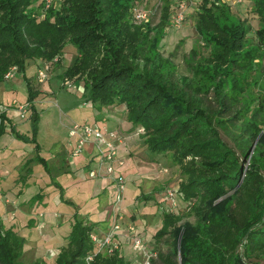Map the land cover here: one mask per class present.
<instances>
[{"label":"trees","instance_id":"1","mask_svg":"<svg viewBox=\"0 0 264 264\" xmlns=\"http://www.w3.org/2000/svg\"><path fill=\"white\" fill-rule=\"evenodd\" d=\"M38 1L0 0V84L12 67L59 63L72 44L78 55L61 80L83 85L93 105L123 106L130 131L172 157L185 208L162 214V228L145 243L156 254L151 264H264V0L246 7L257 28L226 3H199L200 42L186 58L188 74L165 56V30L136 20L143 0H62L43 15ZM28 91L32 105L40 90L29 80ZM38 118L35 111V125ZM8 122L0 105V138ZM96 226L76 222L54 262L34 264H88ZM23 241L0 216V264H23ZM141 263L121 250L93 262Z\"/></svg>","mask_w":264,"mask_h":264},{"label":"rangeland","instance_id":"2","mask_svg":"<svg viewBox=\"0 0 264 264\" xmlns=\"http://www.w3.org/2000/svg\"><path fill=\"white\" fill-rule=\"evenodd\" d=\"M46 1L39 0L37 3L41 5V15L51 8L47 7ZM202 1L143 0L136 8V11L147 12L148 21L165 30L164 54L173 57L183 74H188V53L200 42V35L195 29V15ZM207 1L215 5H230L234 14L249 20L253 28L258 27V19L246 9L249 6L248 0ZM55 2L52 8L56 9L59 5ZM179 13H183L184 21L176 27L173 19ZM77 55L75 46H66L62 60L52 65L48 80L40 85L43 93L29 106L25 119L14 115V105L19 107L28 104V81L31 80L32 85L38 86V75L44 69V64L41 61H31L25 72H18L12 80L0 84V103L12 122L18 123V130L24 136L22 139L13 134H9L12 137L5 136L1 144L4 141L6 147L0 155V163L4 166L0 168V177L7 178L8 172L14 173L10 176V183L3 186L4 192L0 193V216L5 231L14 230L24 239L21 258L23 264L43 260L54 262L59 252L67 246L68 236L78 221L106 228L108 224L118 220L123 232L132 225L136 233L145 242H149L162 228L164 212L180 213L185 208L184 203L178 199V194L174 203L166 199L167 190L177 191L180 187L183 178L179 168L172 157L151 152L144 143L141 130L130 131L131 125L124 107L93 105L87 102L83 85H74L76 83L72 81L73 88L64 86L61 75L73 64ZM35 111L39 117L36 125L33 121ZM86 124L103 125L122 135V141L117 142L116 149L124 166H115V175L124 176L125 187L122 202L116 210V192L112 178H90V175H86L85 178L91 183L78 180L63 171L62 159L52 157L65 143H75L76 138L70 136V130L75 125ZM13 137L17 138L15 142ZM34 138L36 142H33ZM37 144L43 149L41 154L49 160V167L52 168L50 173L38 160L40 151ZM94 152L93 157L82 153L83 161L79 160V168L94 161L96 163L93 170H98L100 158L95 148ZM74 166L73 170H76ZM29 168L30 176L26 177V182L17 189H9L20 175L28 174ZM102 182L103 186L98 187L97 184ZM26 184L31 187L24 189ZM59 185L63 189L57 187ZM37 186H47V189H36ZM31 221L46 223V227L39 228L36 224H30ZM190 221H195V218H190ZM120 242L123 245V241ZM130 252L131 255L126 252V256L142 262L143 253L133 248Z\"/></svg>","mask_w":264,"mask_h":264},{"label":"built area","instance_id":"3","mask_svg":"<svg viewBox=\"0 0 264 264\" xmlns=\"http://www.w3.org/2000/svg\"><path fill=\"white\" fill-rule=\"evenodd\" d=\"M61 2L62 0H47L46 5L50 7L54 2ZM231 0H222V2H230ZM149 18V14L145 11H136V20L143 22ZM184 21L183 13H179L173 19V25L178 27ZM52 64L50 62L44 63V69L40 71L38 75L39 84H43L48 80V75L51 71ZM18 73L17 67H12L5 75V80L9 81L14 78V75ZM64 86L67 88H73V82L69 79L64 81ZM30 104L20 105L18 107L19 114L22 119H25L27 112L29 111ZM71 137H78L77 146L74 150L75 156H80L85 146L89 143L95 145L98 156L100 158L98 170H92L90 176L95 178L104 174L112 178L115 187V210L119 208L122 202L125 178L124 176L115 175V166L123 167L124 161L118 158L116 149L117 142L122 141V135L118 131L109 129H103L98 125H75L70 130ZM177 191L167 190L166 199L174 203ZM122 231V227L118 220L110 223L108 230L104 234L93 232L91 234V241L94 244V252L89 254L86 261L88 264H93L95 256L102 252L112 253L115 250H121L122 243L120 241L126 240L131 247L139 252L143 253V260L141 264H151V261L156 254L147 250L145 241L142 236L136 233L134 226L130 225L128 230ZM124 238V239H123Z\"/></svg>","mask_w":264,"mask_h":264},{"label":"crops","instance_id":"4","mask_svg":"<svg viewBox=\"0 0 264 264\" xmlns=\"http://www.w3.org/2000/svg\"><path fill=\"white\" fill-rule=\"evenodd\" d=\"M71 56H72L71 59H73L74 58L73 55H71ZM38 87H39L40 95H41L43 93V91L41 90L40 85H38ZM0 105H1V108L3 109L1 103H0ZM14 107L16 108V109L14 108V111H15L14 115L19 116L20 114H19V111H18V107L16 105H14ZM6 115L9 118V122L7 124V132L3 136H1V138H0V155L3 153V151H4L5 147H6V145H4V141H2V144H1V140L5 136L12 137L9 134L15 135V133L13 131L18 132L19 134H21V132H19V130H18L19 129L18 123L17 124L13 123L12 120L10 119V117L8 116L7 112H6ZM100 126L103 127V128H106L103 125H100ZM74 138H76V141H75L76 144L74 143V141H72V142L69 141L68 143H65L64 145H62V147L60 149H57V152L54 153L55 155L52 156V157L54 159H59V158L62 159V162L64 164L63 167H62V169H63V171H65L66 173H68V175H72V176L76 177L78 180H82V181L83 180H86L87 182H90L91 183V181L88 178H85V177H86V175H90L91 171L94 169L93 168V165L96 162H94V161L89 162V163L87 162V164H86L85 167L84 166L80 167L81 169L79 168L78 164H80L79 163V160H82L83 159V154L84 153H87V155H89L91 157L95 156L94 155L95 154V152H94L95 145L93 143H89V145L86 148L87 149L86 152H84L80 156H75L73 152H74V150L76 148L75 145L77 146V142H78L77 138L78 137H74ZM16 139H17L16 137H13V139H12L13 142H15ZM42 152H43V149L41 147V150H40V153L38 154V157L44 158L49 163V160L46 157H44L43 154H41ZM73 166L75 167L76 170H73ZM2 167H4V166H3L2 163H0V168H2ZM30 171H28V174H26L24 176L23 175H20L17 178L16 182H14V184L12 185V187H10L9 189H17L18 186H20L21 184H24V182H26V177H29L30 176ZM50 171H52V168H50ZM12 175H14V173L8 172L7 173V176H8L7 178H1L0 177V193H3L4 192L2 190L3 189V186H5V184H9L10 183V176H12ZM102 176H104V174L101 175V176H99V177L100 178H103ZM90 178H93V177H90ZM100 181H102V180H100ZM49 184L47 186H50ZM24 186H25L24 189H27V188L31 187L28 184H26ZM47 186H45V187L37 186L36 189H47ZM97 186L98 187L103 186V182L102 183H98ZM57 187H59V186H57ZM30 224H33V225L36 224V225H38L39 228L46 227V223H40L38 221H31ZM109 225L110 224H108L106 228H103V227L97 225L95 232H97V233H99V234L102 235V234H104L108 230ZM124 234H126V232H124ZM122 246H123L122 252L124 250V252H125L124 254L125 255H126V252H129V254L131 253L130 251L132 250V248L130 247L129 243L126 240H123V245Z\"/></svg>","mask_w":264,"mask_h":264}]
</instances>
